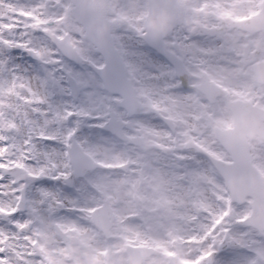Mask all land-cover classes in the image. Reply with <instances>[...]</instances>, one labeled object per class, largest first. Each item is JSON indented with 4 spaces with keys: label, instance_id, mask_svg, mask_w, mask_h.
<instances>
[{
    "label": "snow or ice",
    "instance_id": "1",
    "mask_svg": "<svg viewBox=\"0 0 264 264\" xmlns=\"http://www.w3.org/2000/svg\"><path fill=\"white\" fill-rule=\"evenodd\" d=\"M250 11L257 12L254 26L264 31V0ZM236 14L208 0L194 6L184 0H36L14 14L15 29L5 25L0 32V101L6 102L0 127V264H73L52 251L51 239L61 236L64 224L55 218L57 211H82L72 206L78 201L51 191L29 198L27 191L44 178L68 183L74 170L91 163L92 144L78 133L92 119L102 120L100 127L117 120L122 144L161 154L187 180L213 169L215 183L203 177L211 195L196 196L198 228L190 234L183 264H264V43L233 46L219 31L213 33L219 45L196 39L208 35L204 17L230 23ZM37 33L46 46L36 43ZM133 40L147 46L143 62L130 46ZM14 49L56 68L60 83L67 78L81 103L53 109L46 89L50 79L56 81L55 72L34 77L11 61ZM160 57L167 68H156ZM65 58L87 65L91 74L75 73ZM184 77L189 90L178 95ZM161 80L163 85L154 84ZM137 113L154 114L165 126L129 118ZM156 138L163 143L152 145ZM44 141L62 149L41 150ZM87 211L104 220L112 209ZM225 248L243 252V258L217 260ZM150 258L133 254V264ZM164 264L178 262L169 258Z\"/></svg>",
    "mask_w": 264,
    "mask_h": 264
},
{
    "label": "flooded vegetation",
    "instance_id": "2",
    "mask_svg": "<svg viewBox=\"0 0 264 264\" xmlns=\"http://www.w3.org/2000/svg\"><path fill=\"white\" fill-rule=\"evenodd\" d=\"M36 0H0V32L5 31V25L15 29L16 19L14 14L22 7L30 6ZM185 3L196 5L203 3L204 0H184ZM209 4H220L226 10H235L237 13L231 18L230 23H221L214 16H206L202 19L205 27L216 28L222 32L233 46H246L248 43L257 44L258 39L263 40L264 33L248 34L238 28L231 27L234 21L247 19L252 16L249 11L250 0H208ZM8 35H15L14 32ZM196 39L204 45H219L215 37L197 36ZM36 43L41 47L46 46L43 34H36ZM138 53V62H143L147 55V46L134 48ZM255 51V49H254ZM11 61L23 68L29 74L43 79L46 75L51 76L55 72L56 81L49 80L46 89L49 104L54 109L62 108L61 102L64 100L63 107L69 104L70 100H82V96L74 98L70 84L67 78L64 83H60L61 73L52 66L43 65L38 59L28 55L20 49L11 51ZM152 61H149L151 64ZM156 68L161 66L167 68L168 61L160 57L154 61ZM65 64L75 73H83L85 76L91 74V69L87 65L76 64L65 58ZM146 66H149L146 64ZM155 70V69H152ZM164 81H156L154 84L163 85ZM190 82L186 77L183 78V86L176 89V94L182 95L189 90ZM61 87V88H60ZM61 89V90H60ZM81 103V102H80ZM6 102L0 101V127L5 126L6 113L4 106ZM134 121L144 122L154 127H164L163 122L151 113H137L129 117ZM94 124L95 129L101 128L99 125L102 120H88ZM102 129V128H101ZM83 131V130H82ZM82 131L78 133L79 138ZM108 136L116 143L117 137L111 134ZM122 143V142H121ZM152 145L162 144L163 138L151 139ZM125 148H118L113 152L111 148H93L90 156L94 160L93 169L81 176L82 167L74 170L72 180L68 183L63 181L57 182L44 178L41 182H32L28 187V197H36L42 191H51L65 198L76 199L77 205L82 211L58 210L56 219H62L64 224L61 226V236H54L51 243L56 247L52 249L54 253L61 252L62 259L71 258L73 264H132L128 254V247H155L156 253L148 260V264H164V260L169 259L170 255L179 256L182 261L185 254H190L187 247L173 248L169 246V252H165L164 246L166 241L173 237L176 244L188 245L182 243L174 234L180 233V229L171 222L170 210L164 202V172L165 165L168 161L155 151L144 150L140 145L123 143ZM168 147V145H163ZM41 150H50L41 145ZM61 150L62 148H54ZM114 164L115 167L107 168L104 165ZM122 165V167L120 166ZM118 181L131 190L129 193L133 198L127 199V193L124 198L117 203L116 195L113 191V183ZM112 209V212L104 220L92 219L93 214L87 209L91 207H100L104 203ZM154 202L155 209H150ZM124 206L125 208H118ZM156 233L157 245H152V234ZM173 233V234H170ZM61 237H65L68 243L65 244ZM186 242V241H185ZM181 246V245H180ZM183 253V254H182ZM168 254V255H166ZM156 262H151L152 259Z\"/></svg>",
    "mask_w": 264,
    "mask_h": 264
},
{
    "label": "rangeland",
    "instance_id": "3",
    "mask_svg": "<svg viewBox=\"0 0 264 264\" xmlns=\"http://www.w3.org/2000/svg\"><path fill=\"white\" fill-rule=\"evenodd\" d=\"M128 2H131V0H128ZM261 44L262 43L260 42L259 44H256V46L257 47H260ZM85 138H86V141H88L90 144H92V147L93 148H100L96 144L92 143V141L90 139V136L88 134H85ZM48 148H50V147H48ZM53 148H62V146L59 143H55V146ZM209 171L210 170L208 169L207 172L205 173L204 170L202 169L201 172H200V174L197 176L198 179L196 177V179H195L196 181L195 180L192 181L193 184H194V186H196L198 188L197 192H200L203 196L211 195V192H212V189L210 187H205L207 183L204 182V180H202L203 177L207 176V179L209 181H211V179H212V183H215V180L213 179V176L211 174H209ZM210 175H211L212 178L210 177ZM170 181L171 180H166L165 179V183L169 187H166L164 189V191L165 192L167 191V193H165V197L166 198L164 197L163 199L169 200V203H171L173 205V208L174 207L175 208H181V209L182 208H185L184 206L186 205V203L183 201L184 199L182 198L181 195L177 196L176 193H173L172 194V193H170V191L168 193L169 188L171 186H173L172 182L170 183ZM113 191H114V193L116 195L115 199L117 200V203L118 202H121V200L124 198V196H123V191L124 190L122 188H120V186L116 185V182L113 183ZM180 191H181V189H180ZM200 193H198L197 195H200ZM166 202L168 203V201H166ZM195 202L197 204L198 203V200L195 199ZM118 208H123V206H119ZM150 209H155L154 202L151 204ZM190 215H191V218L194 217L192 213H190ZM200 220L202 221L203 220V217H200ZM196 224H197V228H198L197 217H196ZM240 231H243V228L242 227L240 228ZM190 234H192V233H189V235ZM164 249H165V252H169V251H167L168 250V247L166 245V242H165ZM243 255L244 254L241 251H233L232 249H230V251L226 255H223L221 257H218L217 260H222V259H225L227 257H231L233 259V261H238V260H240V259L243 258ZM157 261H158V258L157 259L154 258V259L151 260V262H156V263H157Z\"/></svg>",
    "mask_w": 264,
    "mask_h": 264
}]
</instances>
